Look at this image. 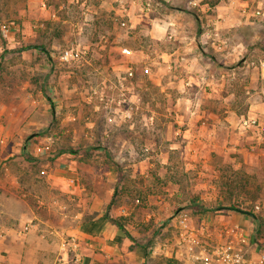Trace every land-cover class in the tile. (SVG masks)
<instances>
[{
	"label": "rangeland",
	"instance_id": "374dc122",
	"mask_svg": "<svg viewBox=\"0 0 264 264\" xmlns=\"http://www.w3.org/2000/svg\"><path fill=\"white\" fill-rule=\"evenodd\" d=\"M27 1L0 0V146L26 145V152L37 159L34 166L43 179L58 166L59 158L64 159V165L70 163L73 157L68 154L77 158L82 170L86 164L124 168L145 159L157 171L171 172L170 181L180 184V190L166 207L161 205L163 210L158 205L148 206L135 190L115 188L114 199L122 196L128 202L127 218L131 224L140 222L144 239L171 236L172 219L179 212L196 219L207 209L213 215L229 210L252 214L258 237L264 238V173L251 171L248 179L224 174L222 200L216 192L217 200L205 206L195 189L200 182L195 167L199 163L188 155L186 141V136H210L214 130L216 124L203 111L218 106L219 97L212 86L225 80L227 90L238 95L235 102L239 103L238 112H245L242 119L254 118L256 123L244 127L241 119L232 127L223 120L215 126L217 136H261L264 147V123L244 111V86L252 77L257 79L259 55L264 54V17L237 27L239 39L246 44L232 63L240 68L228 70L221 57L214 59L209 52L198 64L214 76L185 85L184 90L178 80L169 82L175 80L170 75L173 71L184 68L180 58L174 61L166 55L178 47L169 33L161 39L154 35L158 36L165 20L194 23L199 15L204 23L205 16L213 15L211 10L206 14L189 10L187 0H164L165 5L150 0L149 11L129 8L132 14L128 15L115 10L117 0H110L107 7L101 6V0H44L50 12L42 14L38 0L35 6H28ZM215 1L205 3L215 5ZM261 1L255 3L264 8ZM122 20L130 27H122ZM71 47L85 53L62 61L61 52ZM124 47L132 49L133 55H124ZM241 55L247 60L241 61ZM147 65L150 74L143 72ZM220 67L228 72L226 79L216 74ZM193 111L198 113L193 115ZM49 136L52 151L37 154L33 146ZM85 174L81 175L87 179ZM155 180L159 184L161 175ZM144 207L162 216L159 222L142 225L139 217ZM152 264L178 263L157 257Z\"/></svg>",
	"mask_w": 264,
	"mask_h": 264
},
{
	"label": "crops",
	"instance_id": "0c3cea01",
	"mask_svg": "<svg viewBox=\"0 0 264 264\" xmlns=\"http://www.w3.org/2000/svg\"><path fill=\"white\" fill-rule=\"evenodd\" d=\"M109 1L101 0V6L107 7L110 5ZM117 1L118 5L114 9L122 12L121 6L124 5L128 15L132 14L129 13V8L133 12L136 9L143 11L148 4H151L150 0H146L147 4L144 5L142 0H130L131 3H128V0ZM158 1L160 5L166 4L164 0ZM198 1L200 5L197 8L190 6L189 0L187 5L189 10L195 9L193 10L195 12L205 14L208 10L213 12V15L205 16L204 23L200 22L199 19L202 20L203 17L199 15L198 21L194 23L165 20L158 36L154 35L161 39L165 33H169L170 39L175 42L171 43L178 47L176 50L172 48V51L166 52V55L172 57L174 61L181 59L184 68L177 70L178 72L173 71L170 75L175 80L170 79L169 82L175 83L178 80V86L184 90L185 85L201 83L212 74L198 64L209 52L213 54L214 59L221 57L224 60L223 64L227 63L228 70L234 71L240 68L238 64L235 66L232 63L237 61L246 44L241 38L239 39L237 27L248 25L254 19L264 17V8L261 4L256 5V0H227V2L216 0L215 5L210 4L209 7L205 3L206 0ZM36 2L37 0H28L27 5L35 6ZM38 4L42 14L50 12L45 8L44 0H38ZM258 8H261V14L256 15L255 11ZM53 15L56 17L54 12ZM216 33L219 37L215 36ZM220 39L222 41L217 42ZM251 52L247 51L248 54ZM259 57L257 82L254 76L248 85L244 86L246 95L244 111L251 116H258L261 123H264V54H260ZM241 58V61L247 60V57L242 55L239 59ZM216 74L223 79L229 75L222 67L216 70ZM224 81L214 83L212 86L215 95L219 97L218 106L203 112L216 125L224 120L234 127L240 123L245 112H238L239 103L235 102L238 95L228 91ZM228 101H232V104H228ZM197 113V111L192 112L193 115ZM201 122L203 125L206 124V121ZM216 125L214 130L208 133L210 136H186V141L189 142L188 155L199 163L195 167L200 182L196 183L195 189L205 206L217 200L216 192L218 198L222 200L220 194L224 174L228 173L230 176L239 174L248 179V173L251 171L264 173V147L260 144L262 137L217 136ZM9 138L11 136H4V139ZM25 154H28L26 145L19 148L0 146V264H152L154 262L158 256L151 253L152 236L144 239L140 222L131 224L127 218L130 213L128 202L122 196L113 202V195L116 187L132 189L138 192L139 197L142 196L148 206L166 207L168 200L176 196L180 190V184L170 181L171 172L165 169L166 176L164 172L153 168V164L145 159L124 168L115 169L108 165L86 164L82 170L77 158L68 154L74 159L71 158L70 163L64 165L62 163L64 159L59 158L56 160L58 166L50 171L46 179H43L39 176V169L34 166L35 161L26 160ZM82 172L86 173L87 179L81 175ZM156 175H161L162 181L159 184L154 181ZM155 190L158 193H155ZM162 206L159 210H163ZM149 208H142L144 212L139 217L142 219V225L152 220L159 222L162 218ZM220 214L213 215L212 211L207 209L201 217L216 216L217 219L223 217L240 223L247 219V213L241 211L235 214L234 211L229 210ZM107 216L114 219L123 218L124 229L111 222ZM27 224L30 226L29 231L21 235L19 230ZM64 235L78 238L80 262L75 260L73 253L61 250L60 242Z\"/></svg>",
	"mask_w": 264,
	"mask_h": 264
},
{
	"label": "built area",
	"instance_id": "2783aa9c",
	"mask_svg": "<svg viewBox=\"0 0 264 264\" xmlns=\"http://www.w3.org/2000/svg\"><path fill=\"white\" fill-rule=\"evenodd\" d=\"M192 7H199L198 0H189ZM148 4L144 10L149 11ZM209 7V4L207 5ZM261 8L255 11L261 14ZM121 11L126 12V7L121 6ZM263 15V14H262ZM122 27H130L127 20L121 21ZM216 37L219 35L216 33ZM218 40L217 42H221ZM124 55H133L132 49L122 48ZM78 48H66L61 52V60H70L84 54ZM145 74L151 73L147 65L143 68ZM195 113V112H194ZM203 123L204 120H203ZM241 123L244 127L255 124L254 118H244ZM52 137L49 136L42 143L33 146L37 154H46L52 151ZM138 203L139 200H137ZM259 209V206H256ZM254 216L247 214L245 222H235L227 218H194L186 212H179L172 219L173 231L171 236L164 239L155 238L151 244V253L154 256L173 260L178 264H264V238H259L254 224ZM30 226H23L19 233L28 232ZM63 252L73 253L77 262L81 261L79 241L76 236L64 235L60 242Z\"/></svg>",
	"mask_w": 264,
	"mask_h": 264
},
{
	"label": "trees",
	"instance_id": "16d2710c",
	"mask_svg": "<svg viewBox=\"0 0 264 264\" xmlns=\"http://www.w3.org/2000/svg\"><path fill=\"white\" fill-rule=\"evenodd\" d=\"M39 48L44 49V47H39ZM24 157H25L26 160L31 161V162L37 160L36 158L30 156L29 154H25ZM115 201H116V199L113 200V202H115ZM201 209H204V208L202 207ZM107 218H108L111 222H113V223L119 225L120 227H122V228L124 229V225H123V222H122L123 218L114 219V218H111V217H109V216H107ZM257 234H258V232H257Z\"/></svg>",
	"mask_w": 264,
	"mask_h": 264
}]
</instances>
